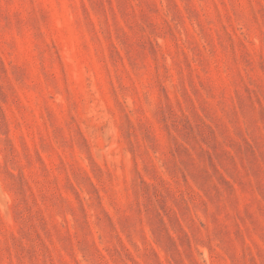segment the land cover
Returning a JSON list of instances; mask_svg holds the SVG:
<instances>
[{
    "label": "rangeland",
    "instance_id": "374dc122",
    "mask_svg": "<svg viewBox=\"0 0 264 264\" xmlns=\"http://www.w3.org/2000/svg\"><path fill=\"white\" fill-rule=\"evenodd\" d=\"M0 264H264V0H0Z\"/></svg>",
    "mask_w": 264,
    "mask_h": 264
}]
</instances>
